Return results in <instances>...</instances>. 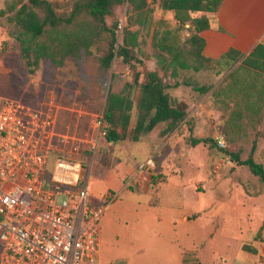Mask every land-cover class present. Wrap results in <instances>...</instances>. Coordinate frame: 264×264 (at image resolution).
Returning a JSON list of instances; mask_svg holds the SVG:
<instances>
[{
  "label": "rangeland",
  "instance_id": "1",
  "mask_svg": "<svg viewBox=\"0 0 264 264\" xmlns=\"http://www.w3.org/2000/svg\"><path fill=\"white\" fill-rule=\"evenodd\" d=\"M16 1L28 2L0 0L1 90L34 105L54 99L60 127L69 125L70 134L83 149L77 158L83 161V175L90 180L88 200L98 204L108 189L117 193L100 222L103 263L113 264L121 259L128 264H176L179 253L176 240L179 239L186 249L201 246L198 255L203 264H219L218 254L226 263L231 259V264H250L252 258L244 251H235V244L241 241L240 248L245 250L264 244V182L230 152L245 160L255 146L253 157L264 165V70L241 65L240 61L230 69L217 66L198 71L193 67L168 65L171 55L159 46L165 32H169L168 41L187 50V39L194 27L190 22L180 25L173 11L148 0L151 10L148 26L144 28L138 24L129 26L128 2L117 4L106 17L108 27L118 25L116 33L120 43L126 27L137 30L139 44L134 52L138 59L131 64L116 55L111 68L104 70L99 59L109 47V32L96 33L101 25L81 16L75 21L76 29L95 26L89 50L82 47L78 54L65 57L61 65L42 58L30 72L21 57L17 38L20 29L7 20L12 14L8 9ZM50 1L58 12L65 13L72 9L75 0ZM191 15L196 16L195 12ZM183 57L191 59L186 52ZM146 69L157 71L170 85L166 89L169 95L187 104L185 120L172 131H166V123L158 124L139 141L108 142L105 118L102 127L105 133L98 135L96 127L101 116L104 117L109 90L122 93L131 83V96L135 98L138 90L135 75ZM144 80L142 73L139 81ZM197 87L207 89L202 91ZM134 103L132 126L136 124L139 110L136 100ZM197 137L212 138L218 146L211 145V141L194 145L191 139ZM144 146L155 156L157 175L142 187L126 185L125 178L144 161H141ZM51 170L52 164L48 172ZM171 182L184 187L166 188ZM179 190L189 199L176 201ZM212 196L218 201L224 196H229L230 201L241 198V207L247 214L242 211L234 214L226 207L216 206L219 213L214 220H219V224L212 241L208 234L211 226L207 229L201 222L174 226L173 216L189 210L188 207L210 206ZM185 256L198 260L194 252H187ZM254 258L258 260L257 255Z\"/></svg>",
  "mask_w": 264,
  "mask_h": 264
},
{
  "label": "built area",
  "instance_id": "2",
  "mask_svg": "<svg viewBox=\"0 0 264 264\" xmlns=\"http://www.w3.org/2000/svg\"><path fill=\"white\" fill-rule=\"evenodd\" d=\"M57 119L54 99L26 103L0 85V264H104L100 222L118 195L108 190L101 203L88 200L90 180L77 158L83 149ZM157 166L150 156L126 185H147Z\"/></svg>",
  "mask_w": 264,
  "mask_h": 264
},
{
  "label": "trees",
  "instance_id": "3",
  "mask_svg": "<svg viewBox=\"0 0 264 264\" xmlns=\"http://www.w3.org/2000/svg\"><path fill=\"white\" fill-rule=\"evenodd\" d=\"M129 3V26L134 24L143 28L148 26L150 2L148 0H75L71 10L65 13L58 12L50 0H28L22 3L16 1L8 11L9 22L16 25L19 30L18 40L21 45V57L28 65L29 71H34L42 58H48L55 64L61 65L65 57L76 55L84 47L87 51L93 42L94 27H74L79 17L94 20L101 25L97 30L109 32V47L106 53L100 57V66L104 70L111 68L112 60L116 55L123 58L125 63L131 64L138 59L134 48L139 44L137 30L125 28L123 41L120 43L116 33L117 24L114 27L106 25V17L113 13L117 4ZM165 9L175 13L180 25L190 22L194 27L187 39V50L168 41L169 32H165L159 46L166 50L171 58L168 65L177 68H191L196 71L209 67H221L230 69L243 56V53L235 48L221 55L219 58L207 57L203 53L205 39L200 32L210 27V18L206 15L192 17L191 13L197 11L216 12L223 0H152ZM21 4L19 8L17 5ZM6 11H3L5 13ZM158 45V44H157ZM188 54L187 60L183 54ZM141 62V60H140ZM143 64V62H141ZM250 65L258 70H264V44H259L250 53L241 65ZM145 75L143 82L139 81L141 74ZM134 82L137 84L135 98L131 96L133 86L131 83L122 93L109 90L104 108V118L108 124L106 139L108 142L131 139L139 141L142 136L151 132L158 124L166 123V131H172L187 116V104L172 98L166 89L170 86L163 77L152 70H141L136 73ZM175 85H179L178 82ZM205 91L207 87H197ZM136 100L138 119L132 126L131 112ZM212 138H192L194 145L202 142H210ZM211 145L218 146L216 141ZM255 146L251 154L245 160H241L239 154L230 152L240 164L248 166L249 170L264 182V165L257 162L254 157ZM224 151V150H223ZM250 248V247H249ZM255 250L253 248L250 249ZM184 264H201L199 260L186 261Z\"/></svg>",
  "mask_w": 264,
  "mask_h": 264
},
{
  "label": "crops",
  "instance_id": "4",
  "mask_svg": "<svg viewBox=\"0 0 264 264\" xmlns=\"http://www.w3.org/2000/svg\"><path fill=\"white\" fill-rule=\"evenodd\" d=\"M195 14L196 16L194 17L206 15L210 18V27L200 32V35L205 39L203 53L207 57L219 58L231 48H235L243 53V56L240 59V62H242L259 44H264V0H223L219 9L214 13L197 11ZM143 149L145 154L141 161H145L151 156L149 152L150 150L148 151V146H144ZM172 187H178V189H180L179 187L184 186H180L178 184L175 185L172 182L166 186L168 189H172ZM179 192V196L175 197L176 201L189 199V196L185 195V193L182 194V190H179ZM241 204H243V200L241 198H238L236 201H230L229 196H224L220 201H218L215 200V197H213L210 206L200 205L194 209L188 207L189 210L180 211L179 214L177 216H173L171 220L176 218L174 221V226L176 225V227L189 224L192 225V223L194 224L197 222H201V225L207 229L211 226L210 229H208V234L210 235L212 241L214 239L213 235L217 233L216 224H219V220H214L215 214L219 213L216 206L219 205L222 206V208L226 207V210H230L234 214L236 211H242V214H247V211H243V206L241 207ZM152 207L158 209L156 207L159 206ZM182 207L183 206L181 204V208ZM208 207L211 208L208 210ZM250 220H252V218H250ZM176 241L179 248V253L176 256V264H184L186 261H193L185 256L187 252H194L196 258L199 261L201 260V257L198 255V251L201 246L196 245L194 249L190 250L183 247L179 239ZM240 245L241 241H238L237 244H235V251H244L247 253V255L252 258L250 264H264V244L261 247L254 246L253 249L255 250L252 251L245 250L243 248L241 249ZM255 255H257L258 260L254 258ZM218 257L220 259L219 264L232 263L231 259H229L230 261L226 263L224 261L225 258L222 257L221 254H218ZM118 261L125 260L118 259L115 263ZM125 264H128V261H125ZM201 264L203 263L201 262Z\"/></svg>",
  "mask_w": 264,
  "mask_h": 264
},
{
  "label": "water",
  "instance_id": "5",
  "mask_svg": "<svg viewBox=\"0 0 264 264\" xmlns=\"http://www.w3.org/2000/svg\"><path fill=\"white\" fill-rule=\"evenodd\" d=\"M115 264H125V261H118L117 263Z\"/></svg>",
  "mask_w": 264,
  "mask_h": 264
}]
</instances>
